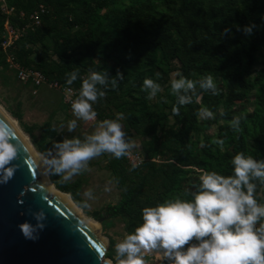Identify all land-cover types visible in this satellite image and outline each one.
<instances>
[{
  "label": "trees",
  "instance_id": "obj_1",
  "mask_svg": "<svg viewBox=\"0 0 264 264\" xmlns=\"http://www.w3.org/2000/svg\"><path fill=\"white\" fill-rule=\"evenodd\" d=\"M14 9L10 16L0 12V42L7 23L13 27L28 23L39 5L45 7L41 25L27 30L14 44L12 55L24 67L40 71L49 82L80 90L89 69L124 77L93 108L101 120L121 123L127 138H145L141 144V165L132 168L122 157L108 162L119 202L108 208L110 218L120 217L132 233L142 223V209L175 197L191 199L202 171L232 174L236 153L264 159V67L254 66L264 50V0H7ZM111 8L110 15L102 11ZM24 14V17L20 16ZM251 28V34L243 31ZM54 57V58H53ZM0 61L7 64L0 49ZM78 71L72 85L67 73ZM254 71V72H253ZM180 72L192 80L212 75L219 95L197 85L193 102L173 107L170 75ZM157 73L159 74L157 76ZM145 78L159 83L163 91L157 102L147 99ZM178 78V77H176ZM250 97L254 108L248 113L244 103ZM207 107L214 119L200 122L198 110ZM237 107V108H236ZM224 115L221 116L220 112ZM241 116L240 130L229 122ZM16 117H19L18 115ZM215 125L214 136L202 141L193 135L201 126ZM39 146L46 153L62 140L50 122L40 127ZM223 140V148L214 141ZM159 155L157 162L155 157ZM55 189L69 194L79 204L71 186L48 173ZM257 184V199L264 204V185ZM82 208V207H81ZM84 209V208H82ZM113 242L105 254L112 259ZM115 264V263H114ZM162 264H168L163 260Z\"/></svg>",
  "mask_w": 264,
  "mask_h": 264
},
{
  "label": "clouds",
  "instance_id": "obj_2",
  "mask_svg": "<svg viewBox=\"0 0 264 264\" xmlns=\"http://www.w3.org/2000/svg\"><path fill=\"white\" fill-rule=\"evenodd\" d=\"M245 34L251 28L245 26ZM159 74L157 73V76ZM171 80V93L177 97L173 107L179 115V106L193 102L197 85L201 90L219 95L220 90L212 75L192 80L177 72ZM66 83L72 85L80 74L72 71L66 74ZM124 77L119 70L115 77L107 69H89L78 96L71 101L74 116L85 122H94L97 111L93 105L106 96L109 83L115 88ZM143 88L147 99H154L162 86L151 78H145ZM223 116V111L220 112ZM201 119H214L215 114L207 107L198 110ZM77 119L68 121L69 133L78 127ZM122 114L115 119H104L94 125L91 134L71 138L64 137L52 144L43 154V164L48 173L68 182L74 176L89 169L91 160L109 153L116 159L130 156L135 145L123 130ZM241 116H234L229 122L233 130H240ZM63 127V125H61ZM215 143L223 148L224 141ZM18 149L13 143L12 132L7 123L0 121V184L8 183L15 174L13 161ZM232 174L222 175L216 171H202L199 184L191 192V199L175 197L166 199L156 206L142 209V223L135 230L115 244V264H148L146 255L157 253L168 264H264V204L257 199V184L264 185V159L236 153L232 158ZM136 163L132 168H136ZM87 199L78 206L88 208V200L94 198L93 191L83 193ZM35 224L24 221L18 227L26 240L39 238L46 227V213L43 209L32 213Z\"/></svg>",
  "mask_w": 264,
  "mask_h": 264
},
{
  "label": "water",
  "instance_id": "obj_3",
  "mask_svg": "<svg viewBox=\"0 0 264 264\" xmlns=\"http://www.w3.org/2000/svg\"><path fill=\"white\" fill-rule=\"evenodd\" d=\"M0 121L9 125L18 149L14 177L0 184V264H111L105 258L106 241L62 195L47 187L20 133L1 112ZM46 174L49 179L47 169ZM41 209L46 227L35 241L26 240L18 225L26 220L35 224L32 213Z\"/></svg>",
  "mask_w": 264,
  "mask_h": 264
},
{
  "label": "rangeland",
  "instance_id": "obj_4",
  "mask_svg": "<svg viewBox=\"0 0 264 264\" xmlns=\"http://www.w3.org/2000/svg\"><path fill=\"white\" fill-rule=\"evenodd\" d=\"M5 3L8 6L7 0H5ZM1 4L0 2V5ZM102 13L108 16L112 13V9H105ZM263 67L264 50L258 55V61L254 66V70L258 71ZM175 74L176 72L171 73L170 82L172 79L176 78ZM157 96L149 101L151 103H156ZM244 107L248 113L253 111L254 100L252 97H250L249 101L244 103ZM0 108L15 121L18 130L26 137L30 146L34 152L41 157L42 161L43 154L45 153H41L38 150V145L44 147L45 143L49 142V140L43 141L41 139L40 127L43 124L50 122L57 130L58 136L62 139L64 137L71 138L73 136H79L82 139L85 134H91L95 130L94 125L99 123L98 121L89 123L77 119L72 109L64 104L61 94L47 85H43L39 88L22 85L18 82L15 71L10 69L8 64H2L1 61ZM17 115L19 117H16ZM73 119H77L78 127L74 132L69 133L67 130V123ZM98 120L102 121L100 118H98ZM204 120L206 119L200 118V122ZM61 125H63V127H61ZM216 132L217 129L215 125H210L206 128L201 126V128L194 133L193 139L201 142L205 134L214 136ZM145 140V138H132L130 141L135 145L132 151L141 153V144ZM111 158H113V156L109 153L102 154L90 161L87 171L74 176L71 181L64 183L72 187L80 202L87 199L83 195L85 191L88 189L93 191L94 198L88 200L90 207L82 209L72 200L71 202L81 211L86 219L95 223L97 234L107 243V251L110 246V241L113 242L112 259H106L111 262V264H114L115 244L120 242L124 236L129 233L127 232L126 224L122 218H110L107 214L108 208L119 202V192L112 174L107 168ZM155 160L158 162L160 156L157 155ZM48 181L53 185L50 180ZM69 198L71 199L70 196ZM145 259L148 261V264H162L163 262L157 253L146 255Z\"/></svg>",
  "mask_w": 264,
  "mask_h": 264
},
{
  "label": "built area",
  "instance_id": "obj_5",
  "mask_svg": "<svg viewBox=\"0 0 264 264\" xmlns=\"http://www.w3.org/2000/svg\"><path fill=\"white\" fill-rule=\"evenodd\" d=\"M2 3L0 5V11L6 16L13 14L14 9L6 5L5 0H0ZM45 13V7L39 5V7L33 11L28 17V23L22 26L13 27L11 24L7 23L4 27L2 34V39L0 42V49L5 55L6 63L8 67L15 71V76L19 83L25 86H31L33 88H39L43 85H47L51 89L58 91L61 96L64 104L71 108V101L74 100L78 94L79 90H73V88L63 85L58 82H49L47 78L38 70L33 68L24 67L18 62L15 57L12 55V50L14 44L19 41L20 38L27 32V30H35L41 25L40 17ZM21 17H24L23 13H20ZM34 93V92H33ZM100 122L98 117L94 122ZM89 122V123H94ZM127 163L132 166L133 163H136L138 166L142 164L144 157L140 153L131 152L130 156L125 157Z\"/></svg>",
  "mask_w": 264,
  "mask_h": 264
},
{
  "label": "bare ground",
  "instance_id": "obj_6",
  "mask_svg": "<svg viewBox=\"0 0 264 264\" xmlns=\"http://www.w3.org/2000/svg\"><path fill=\"white\" fill-rule=\"evenodd\" d=\"M0 112L18 130L15 121L13 119H11L1 108H0ZM18 132L20 133L23 141L25 142L26 146L28 147V149L32 153V155L35 158L36 162L38 163L39 167L43 171V174H44V178H45V182H46L47 187L49 189L55 191L56 193L62 195L67 200V202L70 203V205L92 226V228L97 233V227H96L95 223H93V222L89 221L88 219H86L82 215L81 211L77 207H75V205L71 202V199L69 198V196L67 194H63V193L59 192L58 190H56L54 188V186L48 181L49 179H48L47 174H46V171H45V165L43 164V161H42L41 157L34 152V150L32 149V147L30 146L29 142L27 141L26 137L21 133V131L18 130Z\"/></svg>",
  "mask_w": 264,
  "mask_h": 264
}]
</instances>
